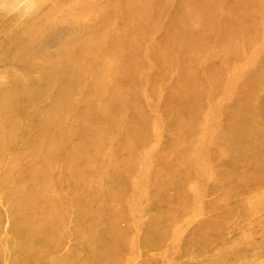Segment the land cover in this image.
<instances>
[{
    "label": "rangeland",
    "instance_id": "rangeland-1",
    "mask_svg": "<svg viewBox=\"0 0 264 264\" xmlns=\"http://www.w3.org/2000/svg\"><path fill=\"white\" fill-rule=\"evenodd\" d=\"M0 264H264V0H0Z\"/></svg>",
    "mask_w": 264,
    "mask_h": 264
}]
</instances>
